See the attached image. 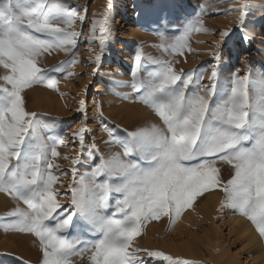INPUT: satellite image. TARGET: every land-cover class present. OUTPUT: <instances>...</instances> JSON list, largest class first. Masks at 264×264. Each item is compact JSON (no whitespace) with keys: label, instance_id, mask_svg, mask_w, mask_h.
<instances>
[{"label":"snow or ice","instance_id":"snow-or-ice-1","mask_svg":"<svg viewBox=\"0 0 264 264\" xmlns=\"http://www.w3.org/2000/svg\"><path fill=\"white\" fill-rule=\"evenodd\" d=\"M249 7L240 6L241 26L247 16L244 9ZM86 19V10L81 15L63 0H0V192L26 206L18 203L7 212L13 219L3 225L4 231L35 235L41 250L38 264H73V257L83 258L86 252L90 264H148L137 258L141 252L168 264H195L135 248L133 242L148 222L168 217L174 225L197 197L219 189L224 193L222 206L245 217L264 238V79L253 84L249 76L234 74L230 85L218 93L215 83L194 84L193 72L177 71L172 61L145 57L139 50L130 87L161 123L122 129L124 136L117 141L122 151L107 156L93 142L88 149L91 171L77 180L73 167V182L64 193L70 194V200L67 205L59 202L61 193L55 186L59 176L67 173H54L59 166L50 157L60 156L57 147L65 140L45 139L47 124L41 115L26 110V90L38 85L56 89L53 74L65 79L74 75L67 69L79 63L75 50L83 33L73 26ZM108 21L106 11L91 25L87 42L98 39L101 48L92 61L97 65L94 74L111 35ZM199 31L208 30L197 18L185 25L174 42L159 47L183 55L185 48L191 51L190 35ZM52 51L70 57L53 67H41L40 58ZM213 56L219 60L216 53ZM144 60L156 69L140 79L138 70ZM216 77L214 70L211 79ZM79 105L78 111L87 119L86 102L80 100ZM99 115L102 118V112ZM104 130L110 136L115 131L106 124ZM88 131L81 127L72 133L82 149ZM81 162L71 160L74 166ZM218 163L230 166L227 180ZM73 229L77 234L69 238ZM84 234H94L95 239L84 240Z\"/></svg>","mask_w":264,"mask_h":264},{"label":"rangeland","instance_id":"rangeland-1","mask_svg":"<svg viewBox=\"0 0 264 264\" xmlns=\"http://www.w3.org/2000/svg\"><path fill=\"white\" fill-rule=\"evenodd\" d=\"M114 1L111 0V5ZM125 2L128 13L118 18L116 29L110 27L111 35L102 53V64L94 74L97 65L92 61L96 54L101 53V48L98 39L91 44L87 42L91 36V25L94 20L101 19L106 11L110 17L115 10L113 6L109 9V0H63L68 9L81 15L85 14V10L87 13L86 21H76L73 26L76 31L83 33L78 38V50H75L79 63L67 69L74 73L67 79L61 74H53L58 81L56 89L38 85L26 90V110L41 115L47 124L45 139L63 137L65 140L64 144L57 147L60 156L50 157L59 166L53 169L54 173H67L59 176L55 186L61 193L57 199L65 205L70 200V194L64 193H67L68 185L73 182L72 168L77 169V180L92 169L93 161L89 158L88 149L93 142L99 152L107 156L122 151L117 142L124 136L122 129L133 130L145 124L161 123L149 107L137 100L130 87L138 50L145 57L172 61L177 71L183 69L186 73L193 72L194 84L203 87L215 83L218 93L230 85L234 74L249 76L253 84L264 79V0ZM243 4L250 7L244 9L247 16L241 26L239 15ZM232 16L236 18L232 19ZM197 18L203 21L208 31L190 35L191 51L185 48L183 55H171L159 47L162 43L168 45L174 42L184 32L185 25ZM130 27L132 31H128ZM224 31H228L229 36L222 37ZM245 35L250 39L245 40ZM213 53L218 55V61ZM69 57L70 54L63 51L45 53L40 58V66L53 67ZM155 69V65L144 60L138 76L146 79L148 72ZM214 70L217 77L211 79ZM0 74H3L2 68ZM249 92L254 95L251 86ZM80 100L86 102L87 119L78 111ZM105 124L109 129H115L111 136L109 131L104 130ZM81 127L89 129L83 149L79 140L72 137V133ZM112 137L117 140H112ZM73 158H79L82 162L74 166L71 163ZM95 162H99L98 158ZM217 166L221 169L223 179L230 178L229 165L218 163ZM223 197L224 193L219 189L205 192L197 197L192 208L181 214L174 225H170L168 217L148 222L141 236L134 240L133 247L161 251L195 264H264V238L259 236L254 225L245 217L222 206ZM18 203L20 207H26L9 194L0 192V264H38L41 259L39 239L33 234L11 230L5 232L3 228L13 219L7 217V212ZM237 218L251 224L255 240L242 233ZM76 234L73 229L69 238ZM81 238L91 241L95 235L84 234ZM89 255L86 252L83 258L73 257V264H90ZM137 258L147 260L148 264H168L163 259L149 258L144 252L138 254Z\"/></svg>","mask_w":264,"mask_h":264},{"label":"bare ground","instance_id":"bare-ground-1","mask_svg":"<svg viewBox=\"0 0 264 264\" xmlns=\"http://www.w3.org/2000/svg\"><path fill=\"white\" fill-rule=\"evenodd\" d=\"M111 6H113L112 8L115 11L109 17L108 23H109V27L116 29L118 27V18L120 16H125L128 13L127 11L128 8H127L125 0H115ZM234 18H236V16H232V19ZM132 30L133 29L130 27L128 31H132ZM236 220H237V223L241 225L242 233L245 234L251 240H255L256 236L254 234L253 228L251 227V224H249L246 220H243V219L237 218Z\"/></svg>","mask_w":264,"mask_h":264}]
</instances>
